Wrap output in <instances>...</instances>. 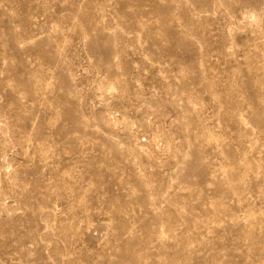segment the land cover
I'll list each match as a JSON object with an SVG mask.
<instances>
[{
  "label": "rangeland",
  "instance_id": "rangeland-1",
  "mask_svg": "<svg viewBox=\"0 0 264 264\" xmlns=\"http://www.w3.org/2000/svg\"><path fill=\"white\" fill-rule=\"evenodd\" d=\"M0 264H264V0H0Z\"/></svg>",
  "mask_w": 264,
  "mask_h": 264
}]
</instances>
